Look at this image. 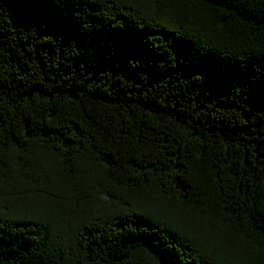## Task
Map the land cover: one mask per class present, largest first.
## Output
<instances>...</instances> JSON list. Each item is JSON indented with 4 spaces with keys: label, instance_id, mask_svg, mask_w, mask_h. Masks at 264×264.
I'll use <instances>...</instances> for the list:
<instances>
[{
    "label": "trees",
    "instance_id": "1",
    "mask_svg": "<svg viewBox=\"0 0 264 264\" xmlns=\"http://www.w3.org/2000/svg\"><path fill=\"white\" fill-rule=\"evenodd\" d=\"M0 264H264V0H0Z\"/></svg>",
    "mask_w": 264,
    "mask_h": 264
}]
</instances>
